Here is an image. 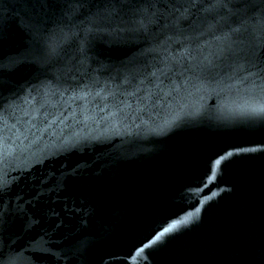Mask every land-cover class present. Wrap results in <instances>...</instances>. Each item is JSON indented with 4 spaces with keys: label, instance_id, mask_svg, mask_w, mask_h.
Masks as SVG:
<instances>
[{
    "label": "water",
    "instance_id": "95a60500",
    "mask_svg": "<svg viewBox=\"0 0 264 264\" xmlns=\"http://www.w3.org/2000/svg\"><path fill=\"white\" fill-rule=\"evenodd\" d=\"M0 264H264V0H0Z\"/></svg>",
    "mask_w": 264,
    "mask_h": 264
}]
</instances>
